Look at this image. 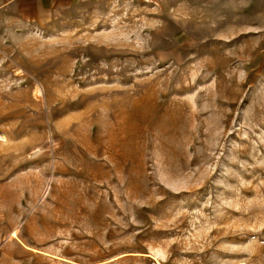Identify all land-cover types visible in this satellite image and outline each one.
I'll list each match as a JSON object with an SVG mask.
<instances>
[{
	"label": "rangeland",
	"instance_id": "374dc122",
	"mask_svg": "<svg viewBox=\"0 0 264 264\" xmlns=\"http://www.w3.org/2000/svg\"><path fill=\"white\" fill-rule=\"evenodd\" d=\"M0 136V264H264V0L0 25Z\"/></svg>",
	"mask_w": 264,
	"mask_h": 264
},
{
	"label": "crops",
	"instance_id": "0c3cea01",
	"mask_svg": "<svg viewBox=\"0 0 264 264\" xmlns=\"http://www.w3.org/2000/svg\"><path fill=\"white\" fill-rule=\"evenodd\" d=\"M102 2L111 0H0V25L42 26L86 4Z\"/></svg>",
	"mask_w": 264,
	"mask_h": 264
},
{
	"label": "bare ground",
	"instance_id": "6f19581e",
	"mask_svg": "<svg viewBox=\"0 0 264 264\" xmlns=\"http://www.w3.org/2000/svg\"><path fill=\"white\" fill-rule=\"evenodd\" d=\"M1 137V136H0ZM11 238H16V233L15 232H11ZM17 242H19V241H17ZM24 251H26V250H24ZM31 251V250H30ZM14 256V255H13Z\"/></svg>",
	"mask_w": 264,
	"mask_h": 264
}]
</instances>
